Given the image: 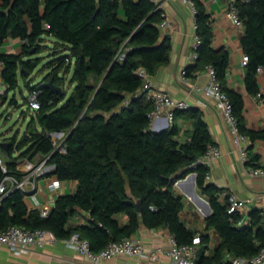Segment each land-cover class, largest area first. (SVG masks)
Wrapping results in <instances>:
<instances>
[{"label": "trees", "instance_id": "16d2710c", "mask_svg": "<svg viewBox=\"0 0 264 264\" xmlns=\"http://www.w3.org/2000/svg\"><path fill=\"white\" fill-rule=\"evenodd\" d=\"M191 1L197 10L199 44L197 59L184 71L191 77L196 71L215 69L240 132L250 139L246 165L262 168L253 147L264 141V131L246 128L243 96L228 87L230 53L213 48V21L204 0ZM236 7L244 25L241 45L250 59L245 68L246 89L264 101L257 79L258 68H264V0L238 2ZM162 21V11L152 0H0V49L9 39L23 42L18 54L0 52L7 88L1 97L4 102L19 90L20 79L33 89L32 76L43 63L44 44L47 39L55 41L53 58L44 64L48 73L36 86L41 108L30 116L22 137L17 133L0 142V158L8 168L5 174L0 165V184L7 175L22 177L18 166L38 156L48 160L60 181L77 184L73 194L57 198L46 218L40 210L27 207L23 191L2 196L0 233L11 226L47 229L59 240L78 233L97 253L113 242L134 237L145 225L168 230L180 245H190L200 236L198 264H231L238 257L256 256L264 247V211L252 209L250 223L238 227L242 217L230 214L220 200L224 190L207 181L210 170L200 161L208 147L216 144L202 114L175 113V118L187 115L194 123L185 141L178 139L176 124L161 132L152 129L149 116L154 106L146 98L139 72L154 77L171 61V40L161 30ZM71 73L74 89L68 96L66 76ZM51 80L62 93L43 87ZM10 105L18 107L15 97ZM61 133L66 134L65 154L55 152L52 138ZM193 173L199 194L212 209L205 233L192 230L182 220L186 201L175 189L179 179ZM80 212L89 216L87 224L72 225ZM122 216L128 217L126 224ZM211 230L220 244L207 254Z\"/></svg>", "mask_w": 264, "mask_h": 264}, {"label": "crops", "instance_id": "0c3cea01", "mask_svg": "<svg viewBox=\"0 0 264 264\" xmlns=\"http://www.w3.org/2000/svg\"><path fill=\"white\" fill-rule=\"evenodd\" d=\"M163 14H165L170 26L161 29L165 36L171 40V61L167 66L161 67L151 82L154 87L169 93L178 100H185L189 106L187 111H196L202 114L211 132L213 141L222 152L221 158L211 163L209 168V183L221 190H230L240 198L251 200L249 211L260 209L264 211V177H255L250 174L251 166H247L241 160V154L233 142V135L222 116L216 111L213 103L199 91L209 81L207 69L193 73L191 77L183 80V71L194 64L196 28L192 7L183 0H152ZM207 13L213 21V48L216 50L227 49L230 53L229 68L227 74L228 87L240 93L244 99V121L250 131H264V101L259 97L251 96L245 84L246 69L242 66L245 54L241 45L244 29L237 27L227 16L228 0H204ZM53 39H47L48 42ZM22 42L9 39L3 49L6 53H20ZM261 95L264 96V72L257 74ZM146 98L148 99L147 95ZM176 124L179 128V140H187L193 131L194 123L187 115H177L173 122L159 121L153 126V131L169 129ZM250 145V144H249ZM254 153L260 156L259 165L264 168V141H257L253 147ZM254 168V167H253ZM54 175L38 180V187L30 191L25 197L29 209L53 208L59 196L73 194L77 184L75 182H63L57 193L48 190V183ZM175 189L186 201V208L181 214L182 220L192 230L205 233L206 219L209 209L205 198L199 195L197 178L190 175L184 182L176 183ZM207 208V212L205 211ZM212 214V213H211ZM89 216L85 213L73 219L72 225L87 224ZM121 222H128L127 216L121 217ZM168 230H152L142 225L134 238L144 243L147 251L162 250L163 254L156 261H146L145 264H171L169 256L170 243L167 238ZM211 238L210 250L214 251L220 244V238L213 231H208ZM128 258L118 257L103 261L99 264H126ZM135 261V259L133 260ZM0 264H93L87 257L76 250L69 248L64 240H58L55 244L43 246L35 245L29 254L16 255L8 248L0 245Z\"/></svg>", "mask_w": 264, "mask_h": 264}, {"label": "built area", "instance_id": "2783aa9c", "mask_svg": "<svg viewBox=\"0 0 264 264\" xmlns=\"http://www.w3.org/2000/svg\"><path fill=\"white\" fill-rule=\"evenodd\" d=\"M183 1L190 4L194 17H196L197 10L194 3L191 0ZM247 1L249 0H228L227 16L240 29H244V25L240 19L236 4L238 2ZM162 18L163 21L160 27L161 29H166L170 26V23L163 13ZM195 28L197 29L196 23ZM198 44L199 38L196 35L195 51ZM3 47L0 49V52L5 51ZM196 59L197 53L195 52L194 60ZM249 61V56L244 54L242 66L246 68ZM3 67V62H0V98L7 91L2 79ZM207 72L209 81L203 88L199 89V91H201L204 96L213 103L216 111L222 116L225 123L228 125L233 135V142L241 154V160L246 164V161L248 160L247 150L250 144V139L240 132L237 119L233 112L232 103L226 93L223 92L222 86L217 79L215 69L213 67H209ZM257 72L258 74L263 73L264 68H258ZM139 75L145 81L144 93L154 106V109L149 116L152 127L156 126L159 121H163L165 119L168 123L173 122L177 111H185L189 108L185 100H178L169 93L156 89L151 82V77L144 70H141ZM182 78L183 80H186L187 78L185 71L182 73ZM39 95L40 90L34 86L26 101L29 112L34 113L41 108L38 100ZM52 138L56 147L55 152L59 151L60 153L65 154L66 148L64 146V141L66 139V134H53ZM221 156L222 152L220 148L216 145H210L200 163L209 167L211 163L218 161ZM0 165L3 172L8 174V168L2 158H0ZM53 170L54 167L48 165V160L39 156L35 160L22 162L18 166V171L23 174V176L19 177L18 175H7L0 184V201L2 196L7 195L13 190H21L26 195L30 193V191L36 190L38 187V180L40 178L47 177V175H53ZM250 174L255 177H264V168H252L250 170ZM209 179L210 175H208L207 181H209ZM62 184L63 182L54 176L48 183V190L51 193H57L61 189ZM220 200L228 205V211L230 214H238L242 217L237 224L238 227H242L250 223L249 213L251 211H249V204L252 202L251 200L242 199L230 190H224L220 194ZM51 209L52 208L50 207L40 209L41 217H48ZM167 238L170 243L169 256L171 264H198L200 250L202 247L200 236L195 237L190 245H180L170 232L167 234ZM58 240L59 239L56 235L47 229H37L31 231L18 226H11L0 233V245L5 246L16 255L29 254L32 247L35 245L43 246L46 244H55ZM64 242L69 248H72L81 255L87 257L93 264H99L103 261L112 260L118 257L128 258L126 264H145L146 261L156 262L163 254V251L160 249L147 251L144 243L134 237L126 238L121 242H113L97 253L91 250L89 241L87 239H83L78 233H75L69 239L64 240ZM134 259L135 261H133ZM231 264H264V247L256 256L252 258L238 257L233 259Z\"/></svg>", "mask_w": 264, "mask_h": 264}, {"label": "rangeland", "instance_id": "374dc122", "mask_svg": "<svg viewBox=\"0 0 264 264\" xmlns=\"http://www.w3.org/2000/svg\"><path fill=\"white\" fill-rule=\"evenodd\" d=\"M45 46L47 48H45ZM54 46V40L53 42L51 41L44 44V50L40 54V56L44 58L43 63L36 69L32 76V78L35 79V81L33 82L34 86H37L40 82H42L43 78L48 73L47 70H44V64H46L53 58L52 50ZM71 78L72 73L66 76L67 82L65 84V89L68 96L71 95L74 89V87L70 84ZM29 93L30 90L26 87L25 82L20 79L19 90L10 93L9 100L7 103L0 98V142H3V140L5 139H10L14 137L17 133H19V136L22 137L25 130L27 129L28 123L30 121V116L32 115V113L29 112L28 105L25 101V98H28ZM14 97L18 102V107L10 105V101ZM23 114H27V118H25ZM205 199L208 201L207 198ZM205 211L207 212V208Z\"/></svg>", "mask_w": 264, "mask_h": 264}, {"label": "water", "instance_id": "95a60500", "mask_svg": "<svg viewBox=\"0 0 264 264\" xmlns=\"http://www.w3.org/2000/svg\"><path fill=\"white\" fill-rule=\"evenodd\" d=\"M43 87L46 88V89L51 90V92H52V93H55V94H60V93H62V88L57 87V86L54 84L53 80H51L50 82L45 83V84L43 85ZM168 127H169V123L167 122L166 128H168ZM166 128H164V129L161 130V131L166 130ZM161 131H156V132H161ZM6 147H7V145H6ZM190 176H191L194 180H196V178H197V175H196L195 173L191 174ZM184 180H185V178H184V179H179V180L177 181V183H178V182L182 183V182H184ZM199 195H200V194H199ZM200 196H201V195H200ZM205 202H206V204H207V206H208V209H209V214H208V216H207V217L209 218V217L211 216L212 209H211V206H210L209 201L205 200ZM138 210H139V212L142 211V202H139V203H138Z\"/></svg>", "mask_w": 264, "mask_h": 264}]
</instances>
